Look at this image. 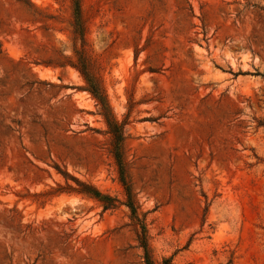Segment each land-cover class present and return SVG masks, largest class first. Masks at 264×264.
I'll list each match as a JSON object with an SVG mask.
<instances>
[{"label":"rangeland","instance_id":"rangeland-1","mask_svg":"<svg viewBox=\"0 0 264 264\" xmlns=\"http://www.w3.org/2000/svg\"><path fill=\"white\" fill-rule=\"evenodd\" d=\"M80 7L151 258L264 264V0ZM72 22L71 0H0V264H144ZM70 177L115 206L55 194Z\"/></svg>","mask_w":264,"mask_h":264},{"label":"trees","instance_id":"trees-1","mask_svg":"<svg viewBox=\"0 0 264 264\" xmlns=\"http://www.w3.org/2000/svg\"><path fill=\"white\" fill-rule=\"evenodd\" d=\"M71 8L73 15L72 26L74 44L72 48L73 59L68 62L71 66L78 70L82 79L84 80L85 90L90 93V95L99 105V112L106 125V131L110 135V152L117 168L118 180L124 190L125 199L123 204L129 211V217L132 224L138 230L137 242L142 250L144 264H169V258L162 259L160 263H156L151 258L142 213H140L138 210V205L134 198L126 171L127 161L125 159V137L123 133L124 121H118L113 115L101 83V78L96 72L97 63L95 62V59H90L86 55L84 36L85 27L81 14L80 0H71ZM76 40H79L78 47L75 46ZM54 168L63 176H68L65 171H60L56 165ZM70 178L74 182V185L66 182L65 186L57 185V188L54 189L53 192L55 194L60 192L77 193L89 198H93L101 204L103 209L112 208L115 206L116 200L114 198L107 194L101 193L89 182H85L74 177Z\"/></svg>","mask_w":264,"mask_h":264}]
</instances>
